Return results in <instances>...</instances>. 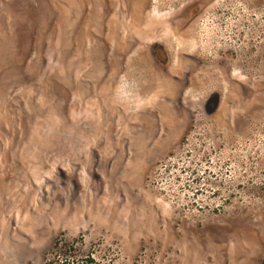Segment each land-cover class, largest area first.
<instances>
[{"label": "rangeland", "instance_id": "obj_1", "mask_svg": "<svg viewBox=\"0 0 264 264\" xmlns=\"http://www.w3.org/2000/svg\"><path fill=\"white\" fill-rule=\"evenodd\" d=\"M0 264H264V0H0Z\"/></svg>", "mask_w": 264, "mask_h": 264}]
</instances>
